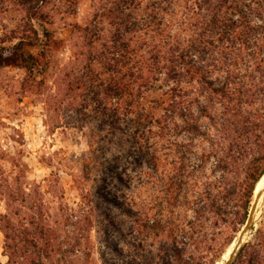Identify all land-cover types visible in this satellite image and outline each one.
Instances as JSON below:
<instances>
[{
    "label": "trees",
    "instance_id": "trees-1",
    "mask_svg": "<svg viewBox=\"0 0 264 264\" xmlns=\"http://www.w3.org/2000/svg\"><path fill=\"white\" fill-rule=\"evenodd\" d=\"M45 1L29 11H40ZM91 2L90 19L73 25L79 64L53 87L45 69L55 42L46 29L22 38L41 50L20 55L18 65L31 73L42 69L33 86L22 88L55 104L58 96L78 93L79 119L101 157L94 192L117 211L112 217L102 210L107 244L122 256L116 239L129 237L142 252L135 256L194 264L186 256H198L209 231L245 224L264 174V154L246 165L264 139V0ZM111 142L117 148L107 158ZM146 167L161 176L162 208L154 219L135 193L137 173ZM114 183L112 193L106 185ZM152 235L162 237L157 250L147 244ZM245 248L233 264L246 257ZM255 263L250 256L247 264Z\"/></svg>",
    "mask_w": 264,
    "mask_h": 264
},
{
    "label": "rangeland",
    "instance_id": "rangeland-1",
    "mask_svg": "<svg viewBox=\"0 0 264 264\" xmlns=\"http://www.w3.org/2000/svg\"><path fill=\"white\" fill-rule=\"evenodd\" d=\"M35 2L0 0V264H134L135 260L140 261L138 264L170 263L174 256H135L142 252L131 247L129 237L116 239L122 256L112 249L111 240L107 244L102 210H110L112 217L117 211L114 207L107 209L94 192L99 183L93 179L97 174L94 168L101 157L94 151L99 145L90 147L86 123L79 119L78 93L58 96L55 104L43 94L22 88V83L33 86L34 78L40 79L38 72H42L38 68L27 72L18 65L20 55L27 57L41 50L22 38L32 36L35 30L42 34L46 29L55 42L45 69L51 88L58 75L71 73L79 64L73 25L84 24L93 12L91 0H81L77 6L63 0H46L40 11L30 12ZM116 148L114 142L107 144V158ZM255 149L247 167L255 166L259 160H252L263 156L264 139ZM87 164L90 168H86ZM143 172L137 173L135 193L139 201L147 204L154 219L162 208L161 176L153 168L146 167ZM262 178L257 189L255 186L256 192L264 188ZM115 186L116 183L108 184L106 189L114 193ZM81 210V220H77L75 214ZM244 225L239 220L219 225L215 233L208 232L198 256L186 257L194 264H223ZM161 240V236L152 235L147 244L157 250ZM243 246L246 248L241 256L247 258L238 264H247L250 256L264 264V197Z\"/></svg>",
    "mask_w": 264,
    "mask_h": 264
},
{
    "label": "water",
    "instance_id": "water-1",
    "mask_svg": "<svg viewBox=\"0 0 264 264\" xmlns=\"http://www.w3.org/2000/svg\"><path fill=\"white\" fill-rule=\"evenodd\" d=\"M264 197V188H262L261 190H259L254 197L252 206L249 210V214L246 220V223L242 229V231L240 232L237 242H236V247L235 249L229 254L228 259L224 262V264H233V262L236 259V256L240 250V248L242 247V245L244 244V242L246 241V239L248 238V236L251 234V231L254 227L255 224V220H256V214H257V210H258V205L260 203V201L262 200V198Z\"/></svg>",
    "mask_w": 264,
    "mask_h": 264
},
{
    "label": "bare ground",
    "instance_id": "bare-ground-1",
    "mask_svg": "<svg viewBox=\"0 0 264 264\" xmlns=\"http://www.w3.org/2000/svg\"><path fill=\"white\" fill-rule=\"evenodd\" d=\"M261 186L262 187H264V176H263V178H262V183H261ZM259 190H261V189H259ZM258 190V191H259ZM257 191V192H258ZM256 192V193H257ZM238 239V238H237ZM237 239H235L234 240V242H233V244H232V246H231V248L228 250V252H227V254H226V256L224 257V261H223V264H224V262L228 259V256H229V254L235 249V247H236V242H237Z\"/></svg>",
    "mask_w": 264,
    "mask_h": 264
}]
</instances>
